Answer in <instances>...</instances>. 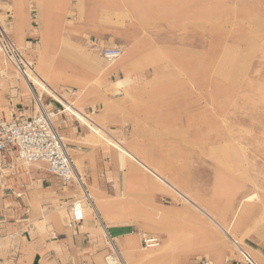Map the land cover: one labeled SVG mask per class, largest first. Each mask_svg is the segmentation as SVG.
Segmentation results:
<instances>
[{"label": "rangeland", "instance_id": "rangeland-1", "mask_svg": "<svg viewBox=\"0 0 264 264\" xmlns=\"http://www.w3.org/2000/svg\"><path fill=\"white\" fill-rule=\"evenodd\" d=\"M0 2L61 28L18 46L31 65L68 67L75 93L85 74L84 98H110L112 131L88 133L140 165L110 221L160 239L145 248L136 235L131 264H251L242 250L264 264V0ZM109 46L122 51L112 62ZM0 65L20 76L1 50ZM111 243L107 263L124 264Z\"/></svg>", "mask_w": 264, "mask_h": 264}, {"label": "crops", "instance_id": "crops-1", "mask_svg": "<svg viewBox=\"0 0 264 264\" xmlns=\"http://www.w3.org/2000/svg\"><path fill=\"white\" fill-rule=\"evenodd\" d=\"M5 5L0 2V6ZM12 5H9L11 14L7 9H1L0 15L5 18L7 36L18 49V46L23 48L28 38L61 32L59 26L52 23L45 26L44 20L40 21L37 16L32 19L28 13L35 9ZM46 12L55 11L49 8ZM23 14L27 18L23 19ZM36 50L34 54L44 52L45 48L41 46ZM20 53L25 65L32 70L27 72L28 76H23L11 65L20 76L7 79L3 71L10 72V69L0 65L1 118L30 117L36 112L38 102L47 110L59 109L60 103L50 93L40 92L32 81L26 83L25 79L37 74L64 100L76 102L75 106L106 133L107 129L112 131V120L118 117L117 112L111 108L108 95H99L91 101L84 98L88 79L85 74H81L76 83L77 93L71 92L65 88L69 86L68 67L31 65ZM118 79L124 80L123 77ZM118 79L113 81L114 87ZM56 116L53 122L65 141L82 183H63L46 171L44 163H22L17 159L14 147L1 153L0 264H108V240L116 246L122 262L131 264V255L138 246L136 235L141 238V233H145L157 237L120 227L109 218L112 206L113 212L122 213L117 210V203L131 189L135 176H139L135 173H140L135 161L126 155L121 157L109 144L93 139L88 133L90 129L76 117L67 118L61 112Z\"/></svg>", "mask_w": 264, "mask_h": 264}, {"label": "built area", "instance_id": "built-area-1", "mask_svg": "<svg viewBox=\"0 0 264 264\" xmlns=\"http://www.w3.org/2000/svg\"><path fill=\"white\" fill-rule=\"evenodd\" d=\"M0 50L14 63L21 75L28 76L27 72L32 69L25 65L22 54L9 39L1 24ZM121 52L120 47L109 46L103 47L100 54L106 61L112 62L121 55ZM65 111L67 110L61 103L59 109L53 111L45 109L38 102L36 112L30 117L8 120L0 117V154L14 147L16 157L22 163H44L46 171L63 183L70 181L82 183L80 176L75 172L74 162L65 141L53 122L54 116ZM141 241L145 248L156 247L159 244L157 237L145 233H141Z\"/></svg>", "mask_w": 264, "mask_h": 264}, {"label": "bare ground", "instance_id": "bare-ground-1", "mask_svg": "<svg viewBox=\"0 0 264 264\" xmlns=\"http://www.w3.org/2000/svg\"><path fill=\"white\" fill-rule=\"evenodd\" d=\"M33 72V71H32ZM36 77L37 78H34V77H32V76H29V78H28V80L27 79H25L26 80V83L28 84L30 81H32V83L34 84V86H38V87H40V88H43V89H46V90H50L51 92H53L54 93V96H55V98L57 99V101L59 102V103H61L62 105H64L65 106V108H66V110L67 109H69L70 111H72L75 115H73V114H71L72 116H76V118H78L79 119V121L82 123V124H84L85 126H87V127H89L90 129H92L93 131H95V132H97V133H99V134H103L104 132H103V128L100 126V125H98V124H96L95 122H93L91 119H89L88 118V116H87V114L86 113H84L83 112V110H81V109H79V108H77V107H75V106H73L72 104V102H69V101H66V100H64L56 91H54L53 90V88H51L47 83H45L42 79H39V77H38V75L36 74ZM34 92V91H33ZM34 95V94H33ZM117 146L119 147V149H120V152L122 151H124V152H126V153H129L132 157H134L136 160H138L140 163H142L143 165H145L139 158H137L132 152H127V150L126 149H124L120 144H117ZM121 152V153H122ZM123 152V153H124ZM122 153V154H123ZM129 154H127L128 156H129ZM81 185V184H80ZM81 187H82V185H81ZM83 188V187H82ZM84 190V189H83ZM85 192V191H84ZM86 194V193H85ZM199 208V207H198ZM209 216V215H208ZM210 218H212L211 216H209ZM212 220H213V218H212ZM104 229V228H103ZM226 234H228V231H226V230H224V229H222ZM107 233V232H106ZM233 240V239H232ZM234 243H235V241H234ZM236 244V243H235ZM111 246H112V248H113V251L116 253V259L118 260V262L119 263H122V260H121V258H120V256H119V253H118V251L116 250V248L114 247V245L111 243L110 244ZM238 246V245H237ZM238 248H241L240 246H238ZM242 253H243V255H244V257H246V259L251 263V264H256L253 260H252V258L250 257V255L246 252V251H244V250H242Z\"/></svg>", "mask_w": 264, "mask_h": 264}]
</instances>
